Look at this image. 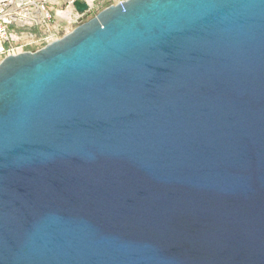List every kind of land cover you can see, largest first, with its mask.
<instances>
[{"label": "water", "instance_id": "water-1", "mask_svg": "<svg viewBox=\"0 0 264 264\" xmlns=\"http://www.w3.org/2000/svg\"><path fill=\"white\" fill-rule=\"evenodd\" d=\"M0 264H264V0H126L5 58Z\"/></svg>", "mask_w": 264, "mask_h": 264}, {"label": "built area", "instance_id": "built-area-1", "mask_svg": "<svg viewBox=\"0 0 264 264\" xmlns=\"http://www.w3.org/2000/svg\"><path fill=\"white\" fill-rule=\"evenodd\" d=\"M124 1L0 0V60L41 50L65 37L66 30H74L102 9ZM76 2L85 4L87 10L78 12Z\"/></svg>", "mask_w": 264, "mask_h": 264}, {"label": "rangeland", "instance_id": "rangeland-1", "mask_svg": "<svg viewBox=\"0 0 264 264\" xmlns=\"http://www.w3.org/2000/svg\"><path fill=\"white\" fill-rule=\"evenodd\" d=\"M120 2H117V4H119ZM116 4V5H117ZM103 10H105V9H102L101 10V12L103 11ZM98 15V14H97ZM88 22V21H87ZM73 30L72 29H68V30H66V34H64V35H67V33H70V32H72ZM63 37V36H62ZM0 63H1V61H0Z\"/></svg>", "mask_w": 264, "mask_h": 264}, {"label": "bare ground", "instance_id": "bare-ground-1", "mask_svg": "<svg viewBox=\"0 0 264 264\" xmlns=\"http://www.w3.org/2000/svg\"><path fill=\"white\" fill-rule=\"evenodd\" d=\"M123 2H120L119 4H122ZM118 5V4H117ZM1 62L3 61V60H0Z\"/></svg>", "mask_w": 264, "mask_h": 264}]
</instances>
